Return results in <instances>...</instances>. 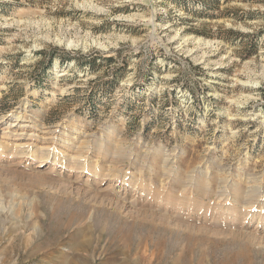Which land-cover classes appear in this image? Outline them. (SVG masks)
I'll return each mask as SVG.
<instances>
[{
    "label": "rangeland",
    "instance_id": "obj_1",
    "mask_svg": "<svg viewBox=\"0 0 264 264\" xmlns=\"http://www.w3.org/2000/svg\"><path fill=\"white\" fill-rule=\"evenodd\" d=\"M0 264H264V0H0Z\"/></svg>",
    "mask_w": 264,
    "mask_h": 264
},
{
    "label": "trees",
    "instance_id": "obj_2",
    "mask_svg": "<svg viewBox=\"0 0 264 264\" xmlns=\"http://www.w3.org/2000/svg\"><path fill=\"white\" fill-rule=\"evenodd\" d=\"M68 59H70V58H68ZM101 60L104 61L105 63H110L112 61V58L111 57L106 58V59L103 58ZM92 63H93V61L90 62V64H92Z\"/></svg>",
    "mask_w": 264,
    "mask_h": 264
}]
</instances>
